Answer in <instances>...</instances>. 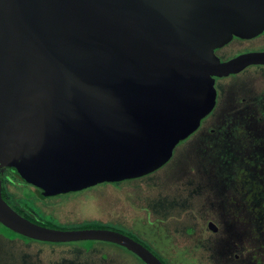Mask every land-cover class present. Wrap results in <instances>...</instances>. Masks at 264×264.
I'll use <instances>...</instances> for the list:
<instances>
[{"label": "water", "instance_id": "water-1", "mask_svg": "<svg viewBox=\"0 0 264 264\" xmlns=\"http://www.w3.org/2000/svg\"><path fill=\"white\" fill-rule=\"evenodd\" d=\"M263 31L264 0H0V222L165 264L119 230L25 217L4 198L1 170L21 163L57 195L158 169L215 107V76L264 64V51L221 61L215 49Z\"/></svg>", "mask_w": 264, "mask_h": 264}, {"label": "rangeland", "instance_id": "rangeland-1", "mask_svg": "<svg viewBox=\"0 0 264 264\" xmlns=\"http://www.w3.org/2000/svg\"><path fill=\"white\" fill-rule=\"evenodd\" d=\"M260 39L234 40L227 53ZM218 84L219 105L158 169L41 199L15 180L20 166L14 164L3 177V196L44 224L127 232L166 264H264V65L220 77ZM0 264L141 263L111 242L0 234Z\"/></svg>", "mask_w": 264, "mask_h": 264}, {"label": "flooded vegetation", "instance_id": "flooded-vegetation-1", "mask_svg": "<svg viewBox=\"0 0 264 264\" xmlns=\"http://www.w3.org/2000/svg\"><path fill=\"white\" fill-rule=\"evenodd\" d=\"M260 39V41L258 40L255 44H253L252 46L248 47L247 49L245 50H242L241 51V43L240 44H237L235 46V49L233 50L234 52H232L231 54L227 51H228V44H230L232 41L234 40H239L238 42H241V41H250V40H256V39ZM261 51H264V31L261 32L260 34L254 36V37H251V38H241V37H237V36H234L233 39L226 43L225 45L221 46V47H218L215 49V53L220 57L221 61H227L233 57H236L242 53H248V52H261ZM253 65H264V64H253ZM251 66V65H249ZM248 67V66H247ZM246 67V68H247ZM245 68V69H246ZM244 70V69H243ZM242 70V71H243ZM228 76V75H227ZM220 77H223V76H215V87L217 89V101H216V105L215 106H218L219 105V97H220V91H221V84H218V79ZM220 87V88H219ZM216 109V108H215ZM214 110V108H213ZM212 112V111H211ZM214 113V112H213ZM200 127V126H199ZM18 166L22 167L23 165L21 163H18L17 164ZM22 165V166H21ZM8 167H5L1 170V177H2V182H3V177L6 173V170H7ZM23 168V167H22ZM20 182V181H19ZM12 184V183H10ZM13 185V184H12ZM22 185L23 186H27L29 187L31 190L33 191H36V189L38 188L36 185L32 184V183H26V182H22ZM5 198V197H4ZM9 203V202H8ZM12 206V205H11ZM15 210L16 207L12 206ZM19 208H22V207H19ZM27 210V209H26ZM18 211V210H17ZM212 222V221H210ZM209 226V224H208ZM210 228V227H209Z\"/></svg>", "mask_w": 264, "mask_h": 264}, {"label": "trees", "instance_id": "trees-1", "mask_svg": "<svg viewBox=\"0 0 264 264\" xmlns=\"http://www.w3.org/2000/svg\"><path fill=\"white\" fill-rule=\"evenodd\" d=\"M15 165L11 166V167H8V168H12L14 167ZM22 166V165H21ZM23 167V168H22ZM22 167H19L15 173V180H19L21 182H26V183H31L29 181V179L27 178V175L25 174V170H24V166ZM38 187V186H37ZM69 192H72V191H69ZM69 192H64V193H59L57 195H60V194H66V193H69ZM35 194H37V196L41 199H45L49 196H55V195H51V194H47L46 191L41 188V187H38L36 189V191H34ZM16 209L18 210L19 213H21L22 215H24L25 217L31 219L32 221H35L37 223H40V224H43L45 226H48V227H54V228H58L54 225H50V224H44V223H41L40 221L34 219L30 214L29 212L25 209V208H19V207H16ZM87 227H103V228H111V227H106V226H102V225H93V226H87ZM83 228V227H82ZM86 228V227H85ZM111 229H115V230H119V229H116V228H111ZM121 231V230H119ZM125 234H128L130 236H132L133 238L137 239L138 241H140L138 238L134 237L133 235L127 233V232H124V231H121ZM0 234L3 235L5 238L9 239V240H15V239H21V240H25V239H32V238H29V237H26V236H23L13 230H11L10 228L6 227L5 225H3L1 222H0ZM91 241H94V240H91ZM142 242V241H140ZM143 243V242H142ZM144 244V243H143ZM146 245V244H144ZM147 246V245H146ZM148 247V246H147ZM125 248V247H124ZM150 250H152L150 247H148ZM127 249V248H125ZM128 250V249H127ZM129 252H131L130 250H128ZM153 251V250H152ZM154 252V251H153ZM134 256H136L139 260V262L141 264H146L140 257H138L136 254H134L133 252H131ZM155 253V252H154ZM156 254V253H155ZM157 255V254H156ZM158 256V255H157ZM159 257V256H158ZM161 259V257H159ZM162 260V259H161ZM163 261V260H162ZM164 262V261H163ZM165 263V262H164ZM166 264V263H165Z\"/></svg>", "mask_w": 264, "mask_h": 264}]
</instances>
